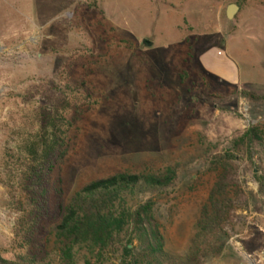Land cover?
<instances>
[{
	"label": "rangeland",
	"instance_id": "1",
	"mask_svg": "<svg viewBox=\"0 0 264 264\" xmlns=\"http://www.w3.org/2000/svg\"><path fill=\"white\" fill-rule=\"evenodd\" d=\"M230 5L240 8L233 20ZM202 55L222 62L227 78L208 72ZM83 84L94 102H81L53 175L63 195L52 196L40 237L52 245L59 201L67 206L91 182L173 169L170 189L141 191L132 202L154 199L166 253L187 263L201 214L221 195L225 235L214 253L187 264H264V152L234 147L253 127L264 137V0H0L4 260L27 253L15 236L19 214L7 189L15 167L6 153H16L33 121L73 98L68 88L86 94Z\"/></svg>",
	"mask_w": 264,
	"mask_h": 264
},
{
	"label": "trees",
	"instance_id": "2",
	"mask_svg": "<svg viewBox=\"0 0 264 264\" xmlns=\"http://www.w3.org/2000/svg\"><path fill=\"white\" fill-rule=\"evenodd\" d=\"M81 88L87 95L68 88L66 93L73 98L65 96L52 112L33 121L19 135L16 153H6L7 161L12 160L15 167L8 171L7 185L19 214L15 236L20 249L27 253L15 261L0 258V264H105L112 256L120 258L122 264H187L214 253L225 235L221 195H212L211 206L204 208L197 225V245L187 263L176 262L166 253L153 217L154 199L132 204L141 191L160 193L170 189L178 178L173 169L162 176L118 174L91 182L67 206L59 201L61 220L52 245L49 236L40 237L39 226L51 214L52 196L60 200L63 195L61 179L53 182V175L67 156L70 132L85 112L81 102H94L84 84ZM71 112L75 116L70 119ZM234 147L251 154L264 152L263 131L251 128L235 140ZM222 185L220 192L225 188Z\"/></svg>",
	"mask_w": 264,
	"mask_h": 264
},
{
	"label": "crops",
	"instance_id": "3",
	"mask_svg": "<svg viewBox=\"0 0 264 264\" xmlns=\"http://www.w3.org/2000/svg\"><path fill=\"white\" fill-rule=\"evenodd\" d=\"M202 65L203 67L208 71V72H215L216 74H220L222 76H225L227 78V73L224 70L223 64L222 62H218L215 64V66L213 65L214 63H212V57L211 56H204L202 55Z\"/></svg>",
	"mask_w": 264,
	"mask_h": 264
},
{
	"label": "water",
	"instance_id": "4",
	"mask_svg": "<svg viewBox=\"0 0 264 264\" xmlns=\"http://www.w3.org/2000/svg\"><path fill=\"white\" fill-rule=\"evenodd\" d=\"M239 9L240 8L237 5H230L226 11V16H227L228 20H233L234 17L236 16V14L238 13ZM144 44L147 46L151 45V43L148 41H144Z\"/></svg>",
	"mask_w": 264,
	"mask_h": 264
}]
</instances>
